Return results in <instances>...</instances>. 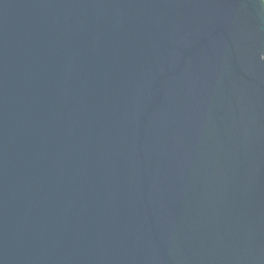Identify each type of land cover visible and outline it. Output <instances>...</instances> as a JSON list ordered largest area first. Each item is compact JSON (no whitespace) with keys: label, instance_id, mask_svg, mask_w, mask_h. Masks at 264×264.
I'll use <instances>...</instances> for the list:
<instances>
[{"label":"water","instance_id":"1","mask_svg":"<svg viewBox=\"0 0 264 264\" xmlns=\"http://www.w3.org/2000/svg\"><path fill=\"white\" fill-rule=\"evenodd\" d=\"M0 264H264V0H0Z\"/></svg>","mask_w":264,"mask_h":264}]
</instances>
